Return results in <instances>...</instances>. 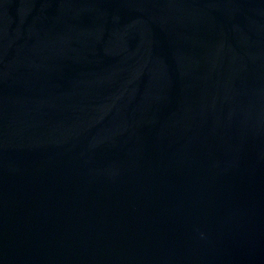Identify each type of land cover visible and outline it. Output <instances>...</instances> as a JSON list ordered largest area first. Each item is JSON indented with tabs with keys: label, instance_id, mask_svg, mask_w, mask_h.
<instances>
[{
	"label": "water",
	"instance_id": "1",
	"mask_svg": "<svg viewBox=\"0 0 264 264\" xmlns=\"http://www.w3.org/2000/svg\"><path fill=\"white\" fill-rule=\"evenodd\" d=\"M0 264H264V0H0Z\"/></svg>",
	"mask_w": 264,
	"mask_h": 264
}]
</instances>
